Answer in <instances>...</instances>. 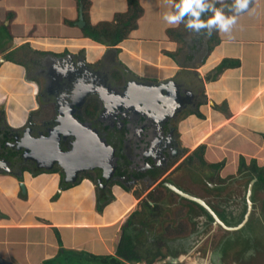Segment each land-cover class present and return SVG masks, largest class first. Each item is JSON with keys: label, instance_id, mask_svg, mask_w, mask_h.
I'll return each mask as SVG.
<instances>
[{"label": "crops", "instance_id": "1", "mask_svg": "<svg viewBox=\"0 0 264 264\" xmlns=\"http://www.w3.org/2000/svg\"><path fill=\"white\" fill-rule=\"evenodd\" d=\"M164 1L137 0L142 9L137 27L139 28V22L146 12L160 16L159 8L162 4L167 13H170L171 0ZM79 6L81 5L75 0H0V22L8 24L12 37L5 45L6 49L0 51V101L3 100L5 105L9 125H17L25 114V109H16L15 105L20 103L22 108L25 92L22 89L26 87V83L22 81L18 83L21 87L16 86V81L22 79L24 71L22 67L4 61L8 50L24 48V44H30L36 49L54 50L60 47L73 53L83 51V55L89 59L102 55L106 47L84 38L80 29L74 25ZM125 10V0H88L86 15L88 23L95 25L108 22L114 14ZM9 14L12 15L10 19ZM232 16H236V23L229 32H220L218 29L219 43L212 51L206 55L204 53V63L196 71L203 78L211 76V79L213 69L223 59L237 60L239 65L225 69L213 81L204 82L206 101L201 108L204 119L191 116L188 124L192 133V142L189 140L192 148L203 143V158L210 165L224 161L222 176L237 173L240 156L247 164L255 160L259 167H264V0H252L247 11ZM155 20L158 22L161 19L159 17ZM154 28L155 32H144L154 34L157 32V28ZM168 28L172 27L161 29L164 35ZM136 31L137 29L130 34ZM128 41L129 39L123 40L114 47L121 53L119 56L123 61L142 69L144 64L154 65L158 78L170 77L175 71L176 66L170 59V64L160 62V58L166 59L159 51L160 47L151 58L142 51L140 39L134 46L135 52L126 49ZM166 42L167 46H163V49L174 52L175 43L167 38ZM126 56L132 57L133 61ZM147 58L153 59V64ZM223 103L226 104L228 115L213 108L214 105ZM194 120L201 122L200 127L204 132L199 126L191 127ZM16 178L0 172V259L8 264H42L62 252L67 255V260H62L66 263L70 261L69 253L74 252L116 256L124 232L129 227L127 221L130 214L141 211L135 202L123 201L122 196L116 197L101 212H97L94 191L83 182L77 187L60 191L55 175L32 176L23 173L20 179ZM20 182L24 192L19 188ZM158 219L149 221L148 227H143L148 243L156 238L158 227L155 225ZM135 220L140 222L139 219ZM139 228L137 224L131 226L133 233L139 236L135 235L137 239H140L139 244L133 248L143 256L145 244L141 235L136 232ZM144 262L149 264L152 260L146 257L145 261L140 259L132 264ZM151 264L166 263L160 260Z\"/></svg>", "mask_w": 264, "mask_h": 264}, {"label": "flooded vegetation", "instance_id": "2", "mask_svg": "<svg viewBox=\"0 0 264 264\" xmlns=\"http://www.w3.org/2000/svg\"><path fill=\"white\" fill-rule=\"evenodd\" d=\"M189 31L188 29L186 34ZM186 34L183 37L182 49L177 55L179 58L175 57L177 62L171 58L176 69L170 77L165 78H158L153 66H144L142 69L123 61L118 49L113 61H110L107 58L102 59L101 56L96 59L86 58L83 51L73 53L60 47L54 49L55 51L52 48L44 50L24 44V48L8 50L9 60L3 58L14 66L22 67V79L16 81V86L21 87L18 83L24 81L26 87L22 89L25 91L24 99H21L22 108L20 103L15 105L16 109H25V114L17 125L11 126L7 123L5 105L0 104V172L15 178L17 176L16 179H20L23 173L55 175L60 191L77 187L83 182L94 191L95 204L107 193L108 203L123 196V201L135 202L141 211L145 204L150 207L155 205L156 209L152 207L149 212L152 215L148 216L149 221L159 218L157 224H153L158 227V232L160 224L163 225L160 238L156 237L148 243L143 228L136 230L145 244L144 258L150 257L151 263L168 258L176 261L180 255L171 249L162 252L160 241L164 236L185 233V222L192 219L191 208L188 212L189 202L177 196L178 190L187 192L191 189L199 191L208 188L203 179H207L211 184L224 186L229 179L241 174L250 178L246 182L247 185L251 179L256 178L245 170L222 176V168L203 160V153L201 156L194 154L203 143L192 148V133L188 124L191 116L196 117V112L201 113L206 101L204 82L211 81V76L205 79L196 71L202 64L191 68L203 56V43L198 38V32L192 31L189 36ZM192 45L195 46V51L187 59L188 47ZM182 53L183 56L180 57ZM140 81H170L184 91L181 97L185 98V92H190L193 99L184 103L171 117H166L164 123L149 122L146 117L155 115L156 109H147V113H143L144 105L141 100L130 94ZM69 110L71 114L68 118L64 115ZM59 112L62 114L58 115ZM58 117L66 119L64 123L60 122L63 135L58 137V149L61 152H69L73 143L77 146V139L82 143L78 144L76 150L87 156L82 165L84 170L79 172L73 183L64 181L56 163L49 165L50 169L45 170L36 168L32 160L34 157H43V163L48 164L47 156L52 154L53 149L50 148L53 146L46 149V144L48 147L49 145L44 140L49 137L47 131L58 126ZM69 125L70 130L67 128ZM89 131H93L96 138H91L92 133ZM86 137L92 139L90 144ZM21 146L27 149L26 152ZM94 155L97 161L109 167L110 158H113V171L111 170L107 178L102 177L99 168H87V159ZM237 194L236 201L241 200L245 205V196L239 191ZM130 216V222L137 224L136 215L131 213ZM209 228V225L204 228V241L220 234H210ZM235 232L238 233L239 230Z\"/></svg>", "mask_w": 264, "mask_h": 264}, {"label": "water", "instance_id": "3", "mask_svg": "<svg viewBox=\"0 0 264 264\" xmlns=\"http://www.w3.org/2000/svg\"><path fill=\"white\" fill-rule=\"evenodd\" d=\"M74 25L79 29L84 26L81 6L78 7L77 21ZM115 56L116 49L107 47L101 58L113 61ZM199 77L201 78V75ZM133 89L130 94L141 100V104L144 105L145 109H143V113H147V109H156L155 115L151 114L152 116L148 115L149 117H146L150 120L149 122L164 123L166 117H171L183 107L184 103H189L193 99L190 92H185V98L181 97L184 91L170 81H157L154 83L140 81L136 83V87H133ZM96 91L98 90L96 89ZM209 104L212 103L209 102ZM60 114L62 113L59 112L58 115ZM70 114L71 111L69 110L64 116L69 118ZM65 117H58V126L47 131L49 137L45 138L44 141H47L49 147L46 144V149L53 146V148H50L53 149L52 154L47 156V159H49L48 164L43 163L45 161L43 157H34L32 160L36 168L45 170L50 169L49 165L56 163L63 174L64 181L73 183L79 172L81 173L84 170L82 165L87 156L76 150L78 144L82 143L77 139V146L73 143L69 152H61L58 149V137L63 135L60 122L64 123ZM67 128L70 130L71 125ZM67 128L65 129L67 130ZM71 132L73 133V131ZM89 132L92 133L90 134L91 138H96L93 131ZM90 140L87 139L88 144H90ZM21 148L26 152L27 149L24 146H21ZM79 149H81V146ZM97 160L95 155L87 159V168H99L102 171V177L107 178L111 170L113 171V158H110V167ZM106 173L107 176H105ZM249 179L248 176L241 174L229 179L224 186L211 184L207 179H203L205 186L208 188L199 191L191 189V191L185 192L173 188L174 191H177V196L189 202L188 212L191 208L192 219L185 222L186 232L184 234L161 239L162 251L171 249L180 253L177 260L171 261L169 258L161 260L166 264L177 262H185L186 264H264V203L261 202L264 201V188L257 182L256 178L251 179L247 185L246 182ZM19 188L21 192H24L21 182ZM237 191L245 196V205L241 200L236 201L238 198ZM233 223L235 224L229 225ZM207 225L210 226L208 231L210 234L217 232L220 234L216 237L211 236L209 240L204 241V228ZM162 228L163 225L160 224V231L155 234L156 237L162 234ZM236 230H239V232H235ZM0 264L8 263L0 259Z\"/></svg>", "mask_w": 264, "mask_h": 264}, {"label": "trees", "instance_id": "4", "mask_svg": "<svg viewBox=\"0 0 264 264\" xmlns=\"http://www.w3.org/2000/svg\"><path fill=\"white\" fill-rule=\"evenodd\" d=\"M82 6L81 13L82 18L84 21V26L80 29L81 34L84 38H87L91 40L92 42H95L97 44L106 46V47H115L118 44H120L123 40L128 39V36H130V33L137 29V21L142 15V9L140 8L137 0H125L126 3V10L123 13H116L113 15L112 19L108 22H100L95 25H90L87 20L86 11L88 8V0H75ZM179 3V0H171V12H175L176 8L175 5ZM206 5L209 6V10L201 13V20L206 21L209 17L213 15V12L217 9H219L226 17L232 16L234 14H241L249 9V7L252 4V0H249L248 7L237 13L234 7V0H228L224 2H217L213 0H205ZM12 15L9 14V19ZM190 17L186 16L184 20L178 24L175 25L172 28H168L165 31V36L170 41L174 42L176 45V49L174 52H163V55L170 56V58L174 59L176 62V56L179 54L180 50L182 49V46L184 44L183 37L185 36L188 28L186 27V24L188 22ZM192 31V30H191ZM211 32V36H208L207 33ZM218 27L211 26L210 28H202L199 30L198 34H200L199 40L203 43V56L199 62L195 64V66L191 68H197L199 65L204 63L205 55L213 50L214 46L219 43L218 38ZM206 38V39H205ZM12 37L9 33L8 24H4L3 22H0V51H3L5 48V45L7 42L11 41ZM189 52L186 56L187 59H189L193 52L195 51V46H189ZM118 51V50H117ZM205 53V55H204ZM10 53L6 54L4 56L5 60H9ZM178 59V58H177ZM179 63V61H178ZM183 67L184 64H181ZM180 65V66H181ZM237 60L232 59H223L214 69V75L211 78V81L215 80L216 77L221 74L225 69L230 68H236L238 67ZM204 104V103H203ZM214 109L228 115L226 104L223 103L219 106L214 105ZM196 117L203 120L204 115H202L200 112L195 113ZM205 151V145H201L198 149L195 151V155L201 156L202 153L204 154ZM204 160V159H203ZM212 166H217L218 168H222L224 166V161L217 164H212ZM248 171L249 173L253 174L257 178V182L264 186V167H259L256 164L255 160H252L249 164L246 163L244 158L240 156L238 158V171ZM35 175V174H32ZM106 196H103L101 198L100 202L96 201L95 204V210L97 212H101V210L108 204V194H105ZM152 207L156 209V206L152 204ZM152 207L145 204V207L143 208V211L139 212L141 213L142 217L139 223L140 228L148 227V222L150 219V216L152 215L151 209ZM131 218V216H130ZM130 218L128 219V224L130 227V230L127 229L126 232H124V236L117 248V255L116 256H95L90 255L86 253H69V263L63 262L62 260H67V255L62 252L61 254H58L54 258H50L48 260H45L42 264H132L135 262H138L140 259L145 260V256L139 254L138 252L134 251L133 246L139 244V240L136 236H138L135 232L131 230V226L133 223L130 222ZM136 235V236H135ZM139 237V236H138ZM143 257V258H141Z\"/></svg>", "mask_w": 264, "mask_h": 264}, {"label": "clouds", "instance_id": "5", "mask_svg": "<svg viewBox=\"0 0 264 264\" xmlns=\"http://www.w3.org/2000/svg\"><path fill=\"white\" fill-rule=\"evenodd\" d=\"M248 4L249 0H234V7L237 13L245 10ZM175 8V12L165 14L164 20L169 25H178L188 16L190 18L186 27L196 32H199L202 28L216 26L220 32L226 33L229 32L236 23V16L226 17L219 9L215 10L213 15L206 21L201 20V13L209 10V6L206 5L205 0H179ZM207 35L211 36V32L209 31Z\"/></svg>", "mask_w": 264, "mask_h": 264}, {"label": "rangeland", "instance_id": "6", "mask_svg": "<svg viewBox=\"0 0 264 264\" xmlns=\"http://www.w3.org/2000/svg\"><path fill=\"white\" fill-rule=\"evenodd\" d=\"M164 3H165V1H164ZM154 5L156 6V4H154ZM159 12L161 13L160 16L151 15L149 12H146L145 16L139 22V28L137 27V31L134 34H130V36H128L129 41L125 44V46L127 47L126 48L127 50H130L131 52H135L136 50L134 49V46H135V44L138 43V40L140 39L141 40V43L140 42L139 43L142 45V51L145 52V53H147L151 58L154 57V54L156 52V49L159 48V47H160V50L159 51H161L162 53L163 52H170V51H167V50L163 49V46H167V42H166V37L164 35V31L162 32L161 29L164 28V30H165V28H167V27H173L174 25H169L164 20V16L167 13V11L164 8V5L163 4L159 8ZM159 17H160L161 20H158V22H156L157 20H155V18H159ZM137 26H138V24H137ZM154 26L157 28V32L156 33H154V34L153 33L146 34L144 32V30H146L148 32H155L156 29L154 28ZM190 32L191 31H189V33ZM189 33L186 34V35L189 36V35L192 34V33H190V34ZM134 36H136L138 38H135ZM144 38H145V42H144ZM157 38H159V39H157ZM130 39H132V40H130ZM47 49L48 48H44V50H47ZM150 53L153 54V55L151 56ZM119 54L121 55V53H119ZM182 56H183V53H182V55L180 57H182ZM126 58L133 61V58L132 57L126 56ZM151 58H147V59H149L147 61L149 63L153 64V59H151ZM165 58L167 60L160 58V62H162V63H165L166 62V64L167 63L170 64L171 62L168 61V59L171 60L170 56H165ZM176 58H177V56H176ZM144 65L145 66H149L147 64H144ZM153 67H154V65H153ZM0 104H3V100L0 101ZM201 125L202 124H201V122L199 120L198 121L194 120V122H193V124H192L191 127L192 128L195 127V126H199L200 127ZM200 129L203 130L202 127H200ZM206 130H207V128H206ZM204 131L205 130H203V132ZM199 142H201V141H199ZM263 203H264V201H263ZM134 215H136L135 219H139L138 221L141 220V217H142L141 213H137V214H134ZM128 229H129V227H128ZM185 230H186V227H185ZM175 236H177V234ZM175 236H171V237H175Z\"/></svg>", "mask_w": 264, "mask_h": 264}]
</instances>
